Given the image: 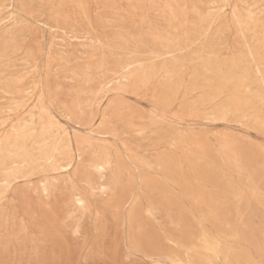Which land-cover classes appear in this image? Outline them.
<instances>
[{"label": "rangeland", "instance_id": "1", "mask_svg": "<svg viewBox=\"0 0 264 264\" xmlns=\"http://www.w3.org/2000/svg\"><path fill=\"white\" fill-rule=\"evenodd\" d=\"M263 121L264 0H0V264H264Z\"/></svg>", "mask_w": 264, "mask_h": 264}, {"label": "bare ground", "instance_id": "2", "mask_svg": "<svg viewBox=\"0 0 264 264\" xmlns=\"http://www.w3.org/2000/svg\"><path fill=\"white\" fill-rule=\"evenodd\" d=\"M11 4H12V2H11ZM14 11H15V10H14ZM231 12H232V10H231ZM252 15H254V14H252ZM252 15H250V16H252ZM9 17H10V16H9ZM247 18H249V16H248ZM250 20H251V19H250ZM243 26H244V25H243ZM239 34H240V33H239ZM240 37H241V35H240ZM248 56H249V55H248ZM249 58L251 59L250 56H249ZM202 64H203V63H202ZM140 65H141V64H140ZM206 65H207V64H206ZM126 70H127V68H126ZM207 70H208V69H207ZM123 71H124V70H123ZM208 71H210V70H208ZM257 73H258V72H257ZM245 75H246V74H245ZM40 80H41V79H40ZM242 80H243V79H242ZM245 80H246V79H245ZM236 81H238V79H236ZM240 81H241V80H240ZM241 82H242V81H241ZM244 83H245V82H244ZM250 83H251V82H250ZM248 85H250V84L248 83ZM108 86H109V85H108ZM242 88H243V87H242ZM248 88H249V86H248ZM245 89H246V88H244V90H245ZM246 90H247V89H246ZM246 90H245V91H246ZM40 92H41V91H40ZM84 92H85V91H84ZM97 93H98V92H97ZM118 94H119V93H118ZM41 95H42V94H41ZM110 96H111V95H110ZM91 106H92V105H91ZM244 107H245V106H244ZM227 108H228V107H227ZM257 108H258V107H257ZM258 109H259V108H258ZM150 110H151V109H150ZM259 110H260V109H259ZM100 114H101V113H100ZM30 116H31V115H30ZM160 118H161V117H160ZM257 118H258V117H257ZM147 119H148V118H147ZM162 119H163V118H162ZM157 120H158V119H157ZM258 120H259V119H258ZM258 122H259V121H258ZM263 122H264V121H263ZM253 124H254V123H253ZM262 125H263V124H262ZM42 128H44V127H42ZM245 130H246V129H245ZM43 131H44V130H43ZM134 132H135V131H134ZM140 132H141V131H140ZM140 132H139V134H141ZM142 132H143V131H142ZM111 133H112V132H111ZM179 133H180V132H179ZM98 137H99V136H98ZM183 137H184V136H183ZM100 138H101V137H100ZM14 141H15V140H14ZM167 144H170V143H167ZM171 144H172V143H171ZM18 145H19V144H18ZM38 145H39V144H38ZM173 145H174V143H173ZM168 147H169V146H168ZM106 150H107V149H106ZM92 155H93V154H92ZM109 162H110V161H109ZM12 165H14V163H13ZM75 165H76V164H75ZM11 167H12V166H11ZM11 167H10V168H11ZM10 168H9V169H10ZM66 168H67V166H66ZM66 168H65V169H66ZM11 169H12V168H11ZM11 169H10V170H11ZM66 170H67V169H66ZM8 171H9V170H8ZM98 171H99V172H101V171H105V170H104V166H103V165H99V166H98ZM2 173H3V171H2ZM59 173H60V172H59ZM106 173H107V172H106ZM13 175H14V174H13ZM104 179H105V178H104ZM4 183H5V182H4ZM10 186H11V185H10ZM8 188H9V186H8ZM46 188H47V185H46V187H45L44 190H46ZM87 188H88V186H87ZM106 188H107V187H106ZM101 189H102V190L104 189V186H103V185H101ZM46 193H47V192H46ZM99 193H100V192H99ZM77 202H78V205H79V204L82 203V200H81V199H78ZM175 225H176V223H175ZM173 226H174V225H173ZM171 227H172V225H171ZM174 227H175V226H174ZM219 242H220V241H219ZM192 248H193V247H192ZM206 249H207V250H210L209 248H206ZM207 252H208V251H207ZM186 264H194V263H193L192 261H187Z\"/></svg>", "mask_w": 264, "mask_h": 264}]
</instances>
